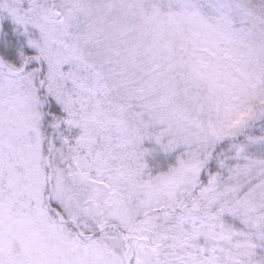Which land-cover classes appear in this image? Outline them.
I'll return each mask as SVG.
<instances>
[{
    "label": "snow or ice",
    "instance_id": "obj_1",
    "mask_svg": "<svg viewBox=\"0 0 264 264\" xmlns=\"http://www.w3.org/2000/svg\"><path fill=\"white\" fill-rule=\"evenodd\" d=\"M5 17L33 52L0 56V264H264V0Z\"/></svg>",
    "mask_w": 264,
    "mask_h": 264
},
{
    "label": "trees",
    "instance_id": "obj_2",
    "mask_svg": "<svg viewBox=\"0 0 264 264\" xmlns=\"http://www.w3.org/2000/svg\"><path fill=\"white\" fill-rule=\"evenodd\" d=\"M2 21V39L0 43V56H4L7 59L18 61V49L23 47V49L32 53L28 49L25 39L22 38V32L16 30V26L12 24V21L5 17ZM10 21V22H9ZM169 159L162 156L157 158L156 162L159 167H164Z\"/></svg>",
    "mask_w": 264,
    "mask_h": 264
},
{
    "label": "rangeland",
    "instance_id": "obj_3",
    "mask_svg": "<svg viewBox=\"0 0 264 264\" xmlns=\"http://www.w3.org/2000/svg\"><path fill=\"white\" fill-rule=\"evenodd\" d=\"M8 18V17H7ZM8 20H10V18H8ZM1 21V20H0ZM11 21V20H10ZM9 21V22H10ZM2 22V21H1ZM3 24V23H2ZM13 24V23H12ZM2 30H1V26H0V34H1V39H2V32H1ZM23 35V34H22ZM22 38L23 39H25V41H26V37L23 35L22 36ZM0 43H1V40H0ZM27 47H28V45H27ZM28 49L29 50H31V52H33V50L32 49H30L29 47H28ZM162 156H164V157H166V155L164 154V153H157L154 157H149L148 158V160H149V164L150 165H153L154 166V171L155 170H159L160 168H162V167H159L158 165H157V162H156V159L157 158H161ZM167 159H171V157H166ZM166 166H167V163L165 164V166L163 167V168H166Z\"/></svg>",
    "mask_w": 264,
    "mask_h": 264
},
{
    "label": "water",
    "instance_id": "obj_4",
    "mask_svg": "<svg viewBox=\"0 0 264 264\" xmlns=\"http://www.w3.org/2000/svg\"><path fill=\"white\" fill-rule=\"evenodd\" d=\"M0 26H1V21H0ZM2 32V31H1ZM0 40H1V34H0Z\"/></svg>",
    "mask_w": 264,
    "mask_h": 264
}]
</instances>
